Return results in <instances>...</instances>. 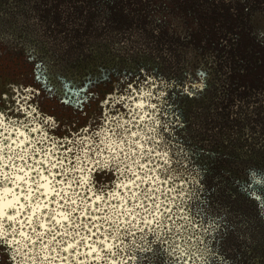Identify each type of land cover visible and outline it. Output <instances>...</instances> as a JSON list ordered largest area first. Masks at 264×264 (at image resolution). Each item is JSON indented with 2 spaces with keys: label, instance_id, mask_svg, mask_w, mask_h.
I'll return each mask as SVG.
<instances>
[{
  "label": "trees",
  "instance_id": "obj_1",
  "mask_svg": "<svg viewBox=\"0 0 264 264\" xmlns=\"http://www.w3.org/2000/svg\"><path fill=\"white\" fill-rule=\"evenodd\" d=\"M3 1L6 0H0V2ZM17 1L22 3V0H12L13 3H10L11 8L9 10L4 7L3 3H0V8H5L3 9V14L5 15L8 11L11 15L14 14L15 17L19 18L16 12L18 9L20 11V7L14 6L15 4L17 5ZM26 3L38 6L40 12L42 11L45 15L50 16L55 23L62 26L65 33H68L73 38H87L91 33L100 30L109 33L107 37H104L102 32L103 34L99 35L97 40H101L100 42H104V45L109 48L121 45L118 46V49L109 51L113 60L115 56H118L120 60L126 61H133V59L138 61L140 59L142 61L149 60L154 64L152 66L155 68L150 71L149 68H145V65L141 68L138 66L139 77L135 76L133 80L125 81L122 84L118 83L115 88L112 84H107L111 91H115V96L108 93L107 88L96 87L98 91L100 90L101 95L106 94L104 104L98 105L97 103L96 110H92L91 114H88L87 109L84 108L82 112L78 111L82 117L71 115V113H66L65 111L66 108H69L66 104L69 101V95L62 98L54 97L53 105L46 108L41 107L42 101L46 102L47 99L53 98L46 93L47 89H49L48 86H52L51 84L53 83L49 77L50 75H48V68L41 60H37V57H35L38 56L37 51L42 50L41 46L43 45L36 38L35 42L32 43V49L27 52L25 43L28 40L22 34L18 39L20 42L15 43L14 55L11 53L13 57L5 62L2 60L0 62L4 65L3 69L5 67L8 68L6 66L8 64L12 71L14 70V74L21 75V80L13 77L6 80V75H3L0 80L3 82V86L0 84V118H3L5 124L10 121L17 126L23 125L24 127H21L20 130L27 131L31 137L37 139L46 137L43 147L51 148L55 145L57 156L64 153L66 149H72L67 154L70 160L77 155L82 158L86 155L91 157L101 150H103V157L96 158H107L112 155L111 149L107 147V142L109 144L112 141L119 143V140L117 137L112 136L110 130L115 128L118 120L128 121L132 119L129 113L132 109L136 110V108L133 106V101L129 100L127 102L126 100L141 96L140 88L144 84L143 77L140 74L142 68H145V71L152 75H156V72L163 75H171L169 77L171 79L169 80V87L172 88L173 85H177L181 91L187 81L185 77L183 78L179 75V70L182 67H188L191 71H194L199 66L207 70L206 66L209 65L210 73L212 72L214 75L213 78L210 77V83H208L213 85V90H216L219 80H225L228 85L227 99H232V106L239 116L241 113L244 114L245 105L249 103L250 108H257L260 105L262 106L261 111H264V0H29L28 2L26 0ZM42 36L45 38V33H42ZM152 43L154 45L150 46ZM3 49L2 47L0 48V56L3 53ZM125 52L130 55L124 54ZM43 53L46 52L41 51L40 55ZM19 54L22 56V63L25 64L24 68L21 65V61L16 60V56H20ZM135 55L136 57H134ZM9 56L10 54L3 55L0 58ZM146 56H151V59ZM127 63L131 64L133 62ZM118 71H121L120 74L124 72L127 75L129 74L127 69L124 68ZM45 76H48L46 80H44ZM167 87L165 85L162 88L163 90L161 89L163 93L161 102L156 94L158 93L157 90H151L150 92L151 97L149 100L155 103L154 108H149L153 114L152 119L136 121L137 125L152 123L151 128H156V120L161 122L157 128L158 134L155 141L147 139L146 136L140 137V140L145 145L149 144L154 149L150 160H144L149 163L151 168L156 169V171L150 173L153 176L161 175L160 168H157L158 166L169 167L175 165L177 161L179 163L183 161L182 167L188 170L182 168L179 170L174 169L173 176L176 177L174 181L169 180L167 184H163L160 181L156 182V185L161 187V191L158 193L160 200L164 206L172 209L170 219H165L160 213H156L155 217L146 216L143 210L140 209H137L140 212L139 218L134 217V219L128 220L129 216H125V220L121 219L123 221L121 238L124 243L121 245L119 241L112 240V251L119 252V255L114 259L117 264H124V262L126 264H153L155 262H157L156 264H163L162 261L165 264H174V258L167 250V245L161 244L156 240V236L164 239L169 236L170 231H173L180 234L178 243L182 251L186 250L185 259L187 264H231V262L233 264V259L229 255L230 252L218 244L219 240L214 241L217 244L215 248L210 247L211 253L206 256L209 258L200 256L201 252L199 254L200 243L201 241L204 242L206 238L204 231L210 228L203 221L197 219L191 213L190 207L187 208V206L188 201L199 199L200 197L205 199L209 193H203L204 189L202 187L198 189L201 184L198 182L199 179L197 180L195 177L196 174L191 171L195 164L192 165L188 160H182L181 157L177 156L174 157V161L171 159V154H169V164H165V158L158 153L166 149H162V147L156 149L157 143L160 141L159 137L163 136L159 133L161 125H167L166 127L170 131L167 130L166 132L171 133L173 130L169 126L173 124L172 119H178V115L172 112L173 105L169 100V95L166 94L168 92ZM179 94L180 96L185 95ZM128 95L130 96L128 97ZM71 96L73 95L70 94L69 97L71 98ZM237 96H240L239 103H237ZM251 96H254L252 99H255L254 102H248L252 98ZM63 105L65 106L64 109L61 107ZM179 112L181 111L179 110ZM263 115L264 112L261 113V116ZM242 120L246 121L245 117ZM261 121L264 123V120ZM250 123L253 122L250 121ZM249 124L243 125L244 129L242 131L246 132L247 138L258 140L259 137L263 146L264 138L258 130L252 132ZM126 126L132 127L133 131H141L139 126ZM239 126L237 124V126H232L231 130L225 129L222 132L225 131L227 133L230 130L237 134ZM31 129L36 130L31 131ZM146 130L144 129L143 131L146 132ZM147 136L150 135L147 133ZM84 137H90V139L81 142ZM105 139L107 140L106 142ZM124 147L127 148V145ZM144 151H147V149L145 148ZM245 151L247 153L241 155L240 150L238 151L240 159L244 157H246L245 159L251 158L256 166H264L260 160L255 159V153H253L254 155L250 154L249 149ZM32 162L29 160V163ZM17 163L20 162L17 161ZM66 166L70 167L71 165L66 163ZM87 166H91L90 162ZM5 169L9 168L5 167L3 171ZM53 171L55 172L56 170ZM87 174L97 189L103 187L107 191L118 182V174L114 167L97 168ZM74 175L79 176L81 173H74ZM107 175L109 178L106 177ZM53 179L54 182H57L63 177L55 176ZM196 182H198V186ZM169 189H175V191L169 192ZM78 191L86 192L87 189L86 187L79 188ZM120 191L127 193L126 189L125 191L123 189ZM180 191L187 193V195L178 196L177 192ZM165 193L168 194L170 200L165 198ZM193 195H196V198ZM112 203L116 204L119 202L113 200ZM145 203L151 206L150 201ZM134 204L135 201H132L129 206L131 207ZM181 208L183 211L180 210ZM163 210L164 208L162 207L161 211ZM145 217L146 219L152 217V222H145ZM128 221H132L134 231V235L128 236L133 238V245L130 248H128V238L123 237L124 229L129 226ZM96 224L100 225L99 237L107 236V232L110 231L109 225L102 220H97ZM212 224L216 226L215 223L212 222ZM10 225L15 226L18 230L20 228L19 224L13 225L12 221L5 220L4 228L9 232L7 239L13 238ZM181 226L184 227L181 228ZM93 229L97 232L95 225H93ZM25 230L31 233V228H25ZM137 234L139 235L137 236ZM217 235L216 232L215 236ZM32 236H35V234H32ZM93 238L96 237L93 236ZM196 238L201 240H199L200 243H197ZM16 239H23L20 237L19 231ZM48 239L50 237H44L45 241ZM111 239V237H108V240ZM142 240L143 244L140 243ZM25 242L28 243L29 247L23 251L27 252L31 257L33 255L35 264H39L42 252L41 244L37 243L35 248L30 251L32 244L29 241ZM214 242L211 243V246L214 245ZM146 246L154 250L163 246L162 248L167 251L168 257L165 258L162 255L159 262L158 260L151 262L153 261L152 257H150L151 261L147 260V258L139 261L137 252L139 248H146ZM16 247V244H0V264H19L24 259L22 254H16ZM56 248L59 250L58 252H61L60 247ZM256 250L255 252L257 253L258 248ZM63 253L65 254V252ZM132 254H135V260L129 259ZM233 257L239 260L235 255ZM71 259L70 254L69 260L71 261ZM28 261L27 264H33V260L29 259ZM93 264H100V262L93 261ZM240 264H251V262L250 259L247 260V257L242 255Z\"/></svg>",
  "mask_w": 264,
  "mask_h": 264
},
{
  "label": "rangeland",
  "instance_id": "obj_2",
  "mask_svg": "<svg viewBox=\"0 0 264 264\" xmlns=\"http://www.w3.org/2000/svg\"><path fill=\"white\" fill-rule=\"evenodd\" d=\"M28 1L29 0H27V2ZM11 2L12 0H6L0 3H3L4 7L9 10L11 8ZM14 6L20 7V11L18 9L16 12L19 18L15 17L14 14L11 15L8 11L4 15L3 9L5 8H0V48H4L1 56L10 54L9 57L0 58V62L1 60L5 62L13 57L12 55L15 53V43L20 42L18 39L22 34L25 35V39L29 38L26 42L31 45L29 46L27 44L25 46L27 52H30L29 49H32V43L35 42L36 38L39 40L40 44L43 46H41L42 50L37 51L38 56L35 57H37V60H41L48 68V75H50L49 77L54 84L48 86L49 89L46 91V93L53 98L47 99L46 102L42 101L41 107L46 108L53 105L54 97L62 98L63 96L67 97L71 94L73 96H71V98L68 96L69 101L66 103L69 107L66 108V113L80 116L78 111L82 112L85 108L88 114H91L93 112L92 110H96V104L103 105L104 98H106V94L101 95L99 92L100 90L98 91L96 87L107 88L108 93L115 96V91H111L107 84H112L115 88L118 83L122 84L125 81L135 79V76L139 77L138 69H133V66H130L131 69L124 67V69H127L129 72L127 75L126 72L120 74L121 71H118L123 69V65H119L118 68L111 65L109 60H114L112 56H110L111 54H109V51L116 50L119 48L118 46L121 45L111 46L112 48H109L107 45H104V42L102 43L100 42L101 40H97L99 35L104 33V37H107L109 33L100 30L91 33L87 38H73L71 35H68V33H65L62 26L55 23L50 16L45 15L42 11L40 12L38 6L33 4L29 5L26 3V0H22V3L21 1H17V5L15 4ZM42 33H45V38L42 36ZM152 45L154 44L152 43L150 46ZM41 51L46 53L40 55ZM11 53L13 54L11 55ZM124 54L128 55L129 53L125 52ZM19 55L20 56H16L17 61H21L22 56L21 54ZM134 57H136V55ZM146 57L151 59V56ZM135 60L136 59H133V61H120L124 63H134L136 62ZM148 61L149 60H146L144 62L145 67ZM21 65L23 68L25 67L22 61ZM6 66L8 68L5 67V69H3L2 67H4V65L0 63V80L3 75H6V80L11 79V77L21 80V75L18 74V71V75H16L8 64H6ZM208 66H206L207 70L195 69L194 71H191L188 67H182L179 70V75L183 78L185 77L187 81L184 79L186 82L181 91L180 87L177 85V88L175 85H173L172 88H168L170 84H166L168 86L167 94L172 104L174 101L172 95L175 94L177 96L174 95V105H176V107H173L172 112L178 115V119H172V126L168 125L169 128L173 130L171 133L166 132L169 130L165 127L167 125H161L159 133L163 136L162 140L160 139L158 143L162 149H168L169 154H171V159L174 160V157L177 156L181 157L182 160H188L192 165L195 164L194 167L191 168V171H193V174H196L195 177L197 180L199 179L198 182L201 184L198 186V182H196L198 189L202 187L204 189L203 193H209L205 199L200 197L199 199L188 201L187 206V208L190 207L191 213L197 219L203 221V223L207 224V227L210 228L204 231L206 233L204 242L196 238L197 243L201 241V246H199V254L201 252L200 256L209 258L206 256L211 253L210 247L215 248L217 244H215L214 241L219 240L218 244L230 252L229 255L233 259V264H240L242 255L247 257V260L250 259L251 264H264V166H256L254 160L251 158L245 159L246 157H244L240 159L238 154L239 150L241 155L247 153L245 150L249 149L250 154L254 155L253 153H255V159L260 160L261 163L264 164V145L262 146L261 139L259 137L258 140L247 138V135H245L246 132L242 131L244 129L243 125H248L251 121L253 122L249 124L251 131L258 130L264 138V123L261 121L264 120V115L261 116V113L264 111H261L262 106L260 105L257 108H250L249 103L245 105V109L243 110L244 114L241 113L240 118L239 114H237V111L232 106V99H227L228 85L225 83V80H219L216 90H213V85L209 84L210 77L213 78L214 74L212 72L210 73L211 69ZM140 74L147 77L150 75V73L145 72L144 69H141ZM164 75L165 76L162 77L163 80H166V78H168V81L171 80L169 79L171 75ZM150 76L153 75L151 74ZM215 77L217 76L215 75ZM67 81L70 82V84L66 83ZM146 82L149 84L155 83V81L150 82L147 80ZM77 83L81 85H77ZM0 84L3 86V82L0 81ZM190 85L192 86L190 87ZM193 85H195V87H193ZM140 90L142 93L140 97L136 96L130 99L125 97V99H127L126 101L150 99V92L153 88L144 84L141 86ZM179 92L185 95L180 96ZM149 93L150 95H145ZM156 94L161 102L163 93L158 91ZM129 96L130 95H128V97ZM251 97L252 98H250L248 102H254L255 99L252 100L254 96ZM237 98V103H239L240 96H237ZM139 103H141V101H139ZM133 106L136 108V104ZM61 107L63 109L65 108L64 105ZM136 110L137 113L140 114L141 111L146 113L145 111L147 109L144 105L143 108H136ZM179 110L181 112H179ZM243 117H245L246 121L242 120ZM167 123L169 124V122ZM160 124L161 122L157 124L155 133L147 130L146 133L150 136H156L158 134L157 128ZM237 124L240 125V128L238 127V133L236 134L230 130L232 126H237ZM147 125L151 128L150 126L153 124L148 123ZM225 129L230 130L227 133H225V131L222 132V130ZM106 141L105 139V142ZM108 144L109 142H107V147ZM141 144L144 145L143 150H145V148L147 150L152 149L149 144L145 145L142 141ZM156 149H159V147H156ZM141 163L149 166V163L144 159L141 160ZM182 165L183 161L180 163L177 161L175 165H171L170 167L173 170H179L180 168L188 170L183 168ZM157 168L159 169L160 167ZM9 171L10 169H5L4 172ZM106 177H108V175ZM50 180L54 182L53 177H50ZM56 186L62 187L60 184H56ZM8 187L15 188V185L8 184ZM123 190L125 191V189ZM193 197L196 198V195H193ZM8 199H12L11 195H9ZM22 199L23 198H21V200ZM49 199H51V197H49ZM7 211L9 215H12L14 212L11 208L7 209ZM121 219L125 220V216ZM132 219H134V217L129 215L128 220ZM147 221L152 222V217L148 218ZM212 222L215 223L216 226H214ZM24 231L26 230L24 229ZM38 231H42V229H38ZM93 232L95 233L96 231L93 229ZM216 232L218 234L217 236H215ZM84 234L87 235L88 233ZM138 235L139 234H137V236ZM105 237L106 236L99 238L104 239ZM127 238L129 243L128 248H130V246L133 245V238ZM35 239L36 237L32 236V241H35ZM112 240L113 239H107V243L113 245ZM213 242L214 245L211 246ZM140 243L143 244V240L140 241ZM154 243L156 242L154 241ZM162 247L163 246H160L156 248V250L152 249L151 252L141 251L139 248L137 259L140 261L141 259L147 258V260L151 261L150 257H152L153 261L151 262L157 260L159 262L162 255L165 258L168 257L167 251ZM53 248H55L53 252L50 251V249L42 248L39 264H42V262L43 264H49V261L45 260V257L55 256L57 253L61 256L68 257L71 254V251L64 254L61 247V252H58L59 250L55 246H53ZM142 248L147 249V246L146 248ZM256 248H258L257 253L255 252L257 251ZM30 249H32V247H30ZM81 251L87 252L88 249L81 248ZM233 255L239 260L234 258ZM78 259H87V257L82 256L78 257ZM156 263L157 262L153 264ZM162 263L165 264L163 261ZM54 264H64V262L60 259H56Z\"/></svg>",
  "mask_w": 264,
  "mask_h": 264
},
{
  "label": "snow or ice",
  "instance_id": "obj_3",
  "mask_svg": "<svg viewBox=\"0 0 264 264\" xmlns=\"http://www.w3.org/2000/svg\"><path fill=\"white\" fill-rule=\"evenodd\" d=\"M143 107V103L136 104L137 109ZM152 107L155 106L152 105ZM129 115L132 117L131 120H118L115 128L110 130L112 136L119 140V143L112 141L108 144L112 155L107 158H96L103 157V150H101L94 156L86 155L82 158L77 155L72 160L67 155L72 149H66L64 153L57 156L55 145L51 148L43 147L46 137L39 139L31 137L27 131L20 130L24 127L23 125L17 126L10 121L5 124L3 118H0V244L17 245L16 254H22L24 257L19 264H27L29 259H32L35 264V258L23 251L29 247L25 241H30L32 248L39 243L43 249H50V251H55V248L51 247L53 245L61 247L65 253L71 251V261L68 256H60L57 253L55 256L45 257L49 264H54L56 259L62 260L64 264H93V261L100 264H117L114 258L119 255V252L112 251L113 245L108 244L107 239L111 237L119 241L121 245L124 243L121 238L123 228L121 217L129 215L138 217L140 212L137 209H140L146 216L155 217L156 213H160L165 219L171 218L172 209L164 206L160 200L158 193L161 189L156 182L167 184L169 180L174 181L176 177L173 176V169L170 166H158L161 175L153 176L150 173L154 172L155 168L141 163L142 159L150 160L154 149L144 151L140 137L146 136L153 141L157 137L147 136V133L143 131L147 129L155 133V128H149L147 124L137 125L136 121H142L145 118L151 120L152 115L151 113L140 115L135 109H132ZM155 122L159 124V120ZM126 125L139 126L141 131H133L132 127ZM35 130L31 129V131ZM89 139L90 137H84L81 142ZM160 139L162 140V137ZM125 145L127 148L124 147ZM157 147H160L159 143ZM158 154L165 158V164H169L168 151L164 150ZM29 160L33 162L29 163ZM89 162L91 166H87ZM66 163L71 166H66ZM5 167H8L10 171L4 172ZM106 167H114L118 174V182L107 191L103 187L97 189L87 174L97 168ZM74 173H81V175L76 176ZM55 176H61L63 179L54 183L50 177ZM57 183L62 187H57ZM8 184L15 185V188L8 187ZM85 187L86 192L78 191L79 188ZM121 189H126L127 193L121 192ZM171 191L175 189H169V192ZM9 195L12 197L11 200L8 199ZM177 195L186 196L187 193L180 191ZM165 198L170 200L167 193ZM113 200L119 203L114 204ZM132 201H135V204L130 207L129 204ZM146 201H150L151 206L146 204ZM162 207L163 211H161ZM9 208L14 210L12 215L8 214ZM180 210L183 211L182 208ZM5 220L12 221L13 225H20L19 230L10 225L12 239H7L9 232L4 228ZM97 220H102L109 225L110 231L104 239L99 238L100 225L96 224ZM145 222H148L146 217ZM127 223L129 226L123 231L124 238L134 235L132 221ZM93 225L97 228L95 233ZM25 228H31V233L24 231ZM18 231L22 240L16 239ZM85 232L88 234H84ZM32 234L36 236L35 241H32ZM45 236L50 239L45 241ZM93 236L96 239H93ZM179 239L180 234L173 231H170L169 236L164 239L156 236L157 241L167 245V250L174 258V264H187L186 250H181ZM81 248H87L88 251L83 252ZM140 250L152 251L151 248ZM82 256H86L87 259H78ZM129 259L135 260V254L129 256Z\"/></svg>",
  "mask_w": 264,
  "mask_h": 264
},
{
  "label": "flooded vegetation",
  "instance_id": "obj_4",
  "mask_svg": "<svg viewBox=\"0 0 264 264\" xmlns=\"http://www.w3.org/2000/svg\"><path fill=\"white\" fill-rule=\"evenodd\" d=\"M26 40H29V38H27ZM26 45L28 44V43H25ZM29 45V44H28ZM29 46H31V45H29ZM116 52H118V51H116ZM116 55V54H115ZM110 56H112V55H110ZM110 62H111V65H113L114 67H116V68H118L119 67V65H123V68L124 67H128L127 69H131V67L130 66H133V69H136L137 70V67L138 66H140V68L141 67H143L145 64H144V62L145 61H142L141 59L138 61V60H135L136 62H134V63H131V64H129V63H124V62H121L120 60H119V57L118 56H115V59H114V61H112V60H109ZM107 64H108V62H107ZM152 65H154L153 63H151L150 61H148L147 63H146V67L147 68H149V70L150 71H153L155 68H153V66ZM145 67V68H146ZM145 68H144V70H145ZM143 69V68H142ZM199 69H202V67L201 66H199L198 68H197V70H199ZM146 72V71H145ZM156 72V71H155ZM150 75H151V73H150ZM145 76V75H142V76H144L143 77V83L145 84V85H149L151 88H153V90H157V91H160V92H162V88L167 84V83H169L170 81H168V78H166V80H163L162 79V77L163 76H165V75H163V74H160V73H158V72H156V75H153V76ZM166 75H168V74H166ZM147 77V78H146ZM151 77V78H150ZM47 78H46V76L44 77V80H46ZM146 80L147 81H152V82H154L155 81V83H153V84H149V83H147L146 82ZM66 83H68V84H70V82H66ZM143 84V85H144ZM77 85H81V84H79V83H77ZM163 86V87H162ZM70 88H73V87H70ZM170 88V87H169ZM162 89V90H161ZM180 93V92H179ZM167 94V93H166ZM174 95L175 94H173L172 96V99L174 100L173 101V107H176V105H174L175 104V98H174ZM180 95V94H179ZM176 96V95H175ZM177 97V96H176ZM139 101H141V103H143L144 105H145V107H146V113H151V115H152V117H153V114H152V112H150V110H149V108L150 109H152V108H154V107H152V105H154L155 106V103H153V102H151L149 99L147 100V99H144V100H139ZM139 101H137V100H133V105H135V104H139ZM144 113L141 111V113H140V115H143ZM147 118H145L144 120H146ZM139 121H141V120H139ZM257 197V196H256Z\"/></svg>",
  "mask_w": 264,
  "mask_h": 264
}]
</instances>
